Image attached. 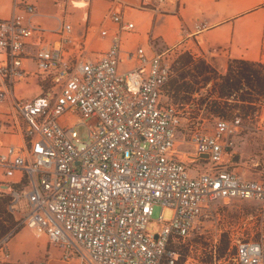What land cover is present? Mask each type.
I'll use <instances>...</instances> for the list:
<instances>
[{
  "label": "built area",
  "instance_id": "built-area-1",
  "mask_svg": "<svg viewBox=\"0 0 264 264\" xmlns=\"http://www.w3.org/2000/svg\"><path fill=\"white\" fill-rule=\"evenodd\" d=\"M12 3V15L0 19V106L13 84L31 74H49L53 89L50 95L14 98L0 108V131L12 139L7 146L0 140V170L8 179L0 196H8L6 210L15 221L0 237L4 255L21 226L44 236L62 262L177 264L178 246L210 216L215 203L242 200L260 205L259 213L248 217L257 219V236L235 230L232 264H264V174L249 179L233 171L234 135L247 126L241 116L215 117L211 132L189 131L188 143L208 158L203 164L183 160L174 149L177 132L188 128L186 120L176 104L161 100L172 73L171 55H147L137 47L125 58L134 65L120 68L125 63L120 32L133 24L113 11L110 19L118 32L100 30L110 43L98 60L43 45L26 72L21 68L25 42L41 29L29 20L34 0ZM205 27L194 23L196 31ZM78 124L87 127L86 141L78 138ZM256 129L264 142V126ZM153 205L161 206V227L151 234L146 225ZM165 208L172 210L168 221ZM49 256L33 264H48Z\"/></svg>",
  "mask_w": 264,
  "mask_h": 264
},
{
  "label": "crops",
  "instance_id": "crops-1",
  "mask_svg": "<svg viewBox=\"0 0 264 264\" xmlns=\"http://www.w3.org/2000/svg\"><path fill=\"white\" fill-rule=\"evenodd\" d=\"M34 5L35 13L29 20L41 32L34 33L25 42L21 68L26 72L32 71V56L43 45L58 47L67 56L98 60L110 43L109 36H101L100 30L106 29L109 35L118 32L110 19L113 11L133 24L130 30L120 32V55L125 61L120 68L134 65L125 58L137 47H142L147 55L188 51L192 57L204 60L220 73H225L231 60L264 63V0H178L177 3L168 0H90L85 4L75 0H34ZM13 11L12 0H0V19L10 17ZM197 21L204 22L206 27L196 31L194 23ZM65 24L70 25L69 31L64 29ZM64 37L67 41L62 42ZM50 78L47 73L31 74L15 82L0 108L14 98H30L41 92L50 95L53 89ZM0 87H4L1 78ZM162 98L163 90L161 100L170 103ZM257 106L254 116L245 122L247 126L234 135L233 166L239 172L252 174L244 175L249 179L264 174V142L256 129L264 126V96L258 100ZM214 118L211 126L204 130L213 131ZM181 131L176 134L174 149L178 156L184 153L177 150ZM0 140L3 146L12 141L8 133L1 131ZM186 144L190 146L188 141ZM190 147L193 153H198L192 145ZM204 162L196 160L194 163ZM6 181L8 179L0 170V182Z\"/></svg>",
  "mask_w": 264,
  "mask_h": 264
},
{
  "label": "rangeland",
  "instance_id": "rangeland-1",
  "mask_svg": "<svg viewBox=\"0 0 264 264\" xmlns=\"http://www.w3.org/2000/svg\"><path fill=\"white\" fill-rule=\"evenodd\" d=\"M174 61L172 62V73L163 88L164 100L174 103L182 112V120H186L188 128L182 130L178 134L177 150L184 152L181 158L186 161L193 159L186 154H195L193 149L186 144L189 140V131L194 129H205L211 126L213 117L217 114L213 112V106L210 102L217 99L219 87V74L217 68L210 65L208 72L200 74L195 65L199 62L197 57L189 63L179 59L180 56L187 58L188 51L175 50L168 52ZM191 56V55H190ZM261 74H264V68L255 66ZM209 77V81L204 78ZM173 90V91H172ZM264 96V89H255L248 85H241L239 89L232 92L228 100H220L219 111L224 113V118L231 119L235 115H240L244 122L252 118L258 109L257 102ZM244 98L245 101H242ZM224 102V103H222ZM255 102L256 104H252ZM220 112V113H221ZM80 141H86L88 138L87 127L84 124L75 126ZM235 140V139H234ZM248 158H244L247 160ZM233 166V171L245 176L252 174L245 173L236 169ZM0 182V189H6ZM7 195L0 196L1 200H6ZM5 214H9L6 210ZM213 212L207 218H203L198 228L193 232L191 237L178 246L180 257L177 264H183L187 260V264H232L234 255V247L231 246V236L235 235V230L257 236V219L248 218L251 215H257L260 210V205L253 201L233 200L230 202H217L213 205ZM161 212L160 205H153L150 220L147 222L146 231L148 233H157L161 225L157 222ZM3 214V215H5ZM172 210L165 208L163 210L164 221L170 220ZM15 225L13 218L12 229ZM7 231V233L10 231ZM264 232V227H263ZM8 257L0 250V264H33L40 259H45L47 253L50 254L48 264H71L62 262L59 259V251L53 245L49 244L44 236L35 237L26 228L18 226L13 232L7 244ZM188 258L186 259V256Z\"/></svg>",
  "mask_w": 264,
  "mask_h": 264
},
{
  "label": "trees",
  "instance_id": "trees-1",
  "mask_svg": "<svg viewBox=\"0 0 264 264\" xmlns=\"http://www.w3.org/2000/svg\"><path fill=\"white\" fill-rule=\"evenodd\" d=\"M179 59L183 60V62L185 63H189L193 58L192 56L188 55L187 58L184 59V56L182 55L179 57ZM257 65L264 68V63H252L243 60H231L227 65L225 73L219 74L220 83L217 92V99L213 102H210L211 106H213V112L217 114V117H224V113L219 111L220 108L223 106H220V102H217L218 99L228 100V97L232 94V92L239 89L241 85L245 84L254 87L255 89H264V74L262 75L261 72L254 68ZM209 66V63L205 62L204 60H199V62L195 65V68L200 74H203L205 72L210 73L208 72L210 69ZM204 80L209 81L210 78L205 77ZM241 100L245 101L244 98H241ZM199 161L204 162L205 160ZM5 203L6 200H1L0 202V237L3 236L13 224V217L10 214L6 215L4 213Z\"/></svg>",
  "mask_w": 264,
  "mask_h": 264
},
{
  "label": "water",
  "instance_id": "water-1",
  "mask_svg": "<svg viewBox=\"0 0 264 264\" xmlns=\"http://www.w3.org/2000/svg\"><path fill=\"white\" fill-rule=\"evenodd\" d=\"M186 156L193 159V161L208 158V155L206 153L186 154Z\"/></svg>",
  "mask_w": 264,
  "mask_h": 264
}]
</instances>
